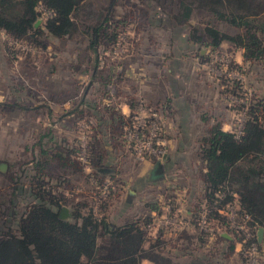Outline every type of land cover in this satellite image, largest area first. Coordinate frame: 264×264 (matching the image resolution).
<instances>
[{"label":"rangeland","instance_id":"obj_1","mask_svg":"<svg viewBox=\"0 0 264 264\" xmlns=\"http://www.w3.org/2000/svg\"><path fill=\"white\" fill-rule=\"evenodd\" d=\"M161 1L163 3L160 7L153 3L155 0H148L149 3L142 0H118L116 3L117 15L126 16L127 21L115 46L100 52L99 67L110 75V82L106 85L101 84L99 79H92L85 71L90 55L85 56L88 52L84 50L86 38L80 33L76 32L70 38H45L42 40L43 47H35L25 42L11 40L0 30V101H17L29 108L16 109L11 114H0V162H5L9 167L6 173L0 171V231H9L12 222L14 227L15 219L21 216L32 202L30 182L32 175L37 172L35 163L41 158V145L46 146L51 139L59 140L68 148L76 145L80 149L78 152L83 162L82 175L70 174L67 169L63 170L52 163L45 166L43 177L45 188H52L55 195L61 194L64 205L71 206L72 212L76 204L80 214L92 208L101 216L97 211L101 210L102 203L110 198L111 192L116 191L117 198H120L121 193L122 198L127 197L125 189L121 188L118 191L116 184L124 187L125 182L128 184L129 181H133L134 176L139 175L142 164L149 160L154 163L163 161L171 153L172 143L176 141L172 139L177 136L174 108H170L162 100L152 101L147 97L150 92L155 91L159 76L166 71L173 58L191 59L180 64L181 71L189 76L186 79L190 83L186 97L189 99L191 111L189 125L185 131L190 138L194 137L195 130L199 128L197 122L200 116L213 118L210 113L218 114L220 117L217 116V119L222 120L226 130L237 127L242 121V118L231 110V103L239 101L226 98L224 95L223 91L226 89L224 82L228 79L245 83L249 96L264 92V56L261 63L251 64L244 59L242 49L232 47L227 41H223L216 50L207 45H201V49H182L179 46L180 40L171 38L169 31L151 28L147 22V16L150 17L152 11L168 16L173 10L178 9L179 2L176 4L172 0ZM184 1L191 4L192 12L187 24L180 28V38L188 35L193 28L202 30L207 25L229 34L235 32L234 28L227 24L216 22L202 1ZM107 2L108 0H89L88 14L93 16L98 8L105 6ZM43 19L44 16L39 18L40 23ZM180 52L184 53L177 54ZM177 74L182 75L181 72ZM101 89L105 92L103 93ZM220 96L223 98H219ZM131 98L138 100L139 106L135 112L129 105ZM88 103H91V112L98 117L105 110L102 107L110 105L119 113L123 111L125 117L130 115L133 118L130 126L125 127L126 139L124 146L117 150L115 167L107 163L113 169V175L103 174L98 185L97 172L85 163L86 142L90 137L94 138L97 130L95 128L100 126L98 117L94 114L89 117V124L85 120L76 119V114L72 113L77 106L86 110L85 106ZM221 103L228 104L231 113H234L235 126L231 124L232 114L229 115L228 110L227 113L222 110ZM221 112H225L228 118L219 114ZM228 119L230 124H227ZM39 141L41 145L38 144ZM157 169L153 172L154 176L158 173ZM58 177L68 179V185H55ZM170 182L169 180L165 182L166 186L157 196V193L147 195V192L139 190L142 195L138 192L135 204L144 208L145 201H151V204H155L161 211V214L157 215L161 220L159 222L171 231L173 228H185L193 215L189 217L182 214L181 210H176L179 207L171 204L179 201L181 205L180 199L183 198L184 192L175 194L173 188L167 185ZM189 184L195 191V183L190 181ZM158 190L160 188L157 192ZM197 193H200V188L197 189ZM189 196L195 199V192ZM116 197L113 201L107 202H115ZM196 199L198 200V196ZM200 199V207L195 213L199 215L195 234L199 231L208 233L210 245L216 244L217 241L214 239L219 232L231 239L232 234L207 221L205 215L208 208L202 198H199L198 202ZM116 204L110 205H113L111 210H116ZM12 205L15 206L13 209L18 215L9 219L6 213ZM142 207L137 210L139 213L145 211ZM144 213L156 217L155 212L151 214L147 210ZM225 214L228 217L232 215L230 212ZM232 225H237L238 230L245 231L242 223ZM191 246L193 247V243ZM219 246L220 244H216L218 250ZM236 248L239 256L236 264H242L240 262L244 257L242 254L247 252L242 250L239 241H236ZM251 249L250 256L246 255L247 264H256L260 254L256 247ZM174 258L173 260H178V264H188L187 259L178 256ZM140 264L150 263L143 261Z\"/></svg>","mask_w":264,"mask_h":264},{"label":"trees","instance_id":"obj_2","mask_svg":"<svg viewBox=\"0 0 264 264\" xmlns=\"http://www.w3.org/2000/svg\"><path fill=\"white\" fill-rule=\"evenodd\" d=\"M142 1L149 3L148 0ZM172 1L176 4L179 2L178 9L162 19L167 18L180 25L187 24L192 12L191 4L184 0ZM200 1L210 10L216 22L227 24L235 32L229 34L207 25L202 30L191 29L189 41L197 48L207 45L214 50L223 41H227L232 47L243 50L246 61L254 65L261 63L264 56V0ZM116 3L118 0H108L105 6H100L91 16L88 14L89 0H0V30L11 40L35 47H43L42 40L45 38L63 39L72 37L76 32L80 33L86 38L84 50L88 52L85 56L90 55L85 71L92 79H99L101 84L106 85L110 82V75L99 67L100 52L115 46L127 21L126 16L117 15ZM153 3L160 7L163 2L155 0ZM157 14L158 12H152L149 16H155L158 21L161 18ZM41 16H44L43 22L35 26L34 23ZM7 48L11 49L9 46ZM244 85L245 83L232 78L224 82L226 89L223 92L226 98L239 101L231 103V110L237 116H244L237 127L225 131L216 117H203L209 125L198 140L197 171L203 182L201 198L208 208L205 215L207 221L232 234L231 240L222 236L221 232L216 234L214 240L220 246L218 250L216 244L212 245V250L217 249L214 257L227 258L233 252L236 241H239L242 250L247 252L240 253L244 255L240 262L247 264L246 255L250 256L252 247H256L258 254L264 257V92L249 96ZM130 100V108L135 112L139 106L138 100ZM85 107L87 111L77 106L72 113L76 114V119L90 124L89 117L94 114L90 110L91 103ZM16 109L29 108L17 101H0V114H11ZM102 109L105 110L99 117L94 114L98 117L100 126H93L97 129L96 134L94 138L88 139L85 148V163L97 172V185L101 183L102 175L107 174L110 169L106 165L108 151L104 142L112 140L118 148L124 146L125 127H129L133 119L130 115L125 117L110 105ZM38 144L41 145V142ZM79 150L76 145L68 148L59 140L53 139L46 146L41 145V158L35 163L37 172L32 175L30 182L32 202L15 219L14 227L12 222L9 231L0 233V264H140L143 258H148L153 264H177L157 252H145L147 228L152 224V216L141 214L116 225L104 214L111 205L107 201H113L116 191L111 192L110 198L97 211L101 216L92 208L80 214L75 204L72 220L59 218L64 198L61 194L52 193V188H45V166L53 163L63 170L67 169L70 174L82 175L83 162L79 158ZM104 168L108 170H103ZM55 182L57 186H66L69 180L58 177ZM145 206L156 215L161 214L155 204L146 203ZM12 209L7 212L8 218L16 217ZM228 212L232 214L230 217L225 214ZM198 217V214H193L190 219L191 233L182 234L184 254L191 249L192 243L195 244V239L204 244L210 239L208 233L199 231L195 234ZM239 223L245 226V231L232 225ZM259 227L263 228L261 242L257 240ZM223 243H226L225 247ZM260 255L256 264H264ZM188 264L206 263L195 258L194 254Z\"/></svg>","mask_w":264,"mask_h":264},{"label":"crops","instance_id":"obj_3","mask_svg":"<svg viewBox=\"0 0 264 264\" xmlns=\"http://www.w3.org/2000/svg\"><path fill=\"white\" fill-rule=\"evenodd\" d=\"M154 12V11H152ZM152 12H150L152 14ZM159 16L158 21H156L155 16L149 17L148 23L150 24L151 28L155 29H165L171 33V38L179 39L180 43L179 46L182 49L189 48H197V46L194 43H191L188 39V35L184 36L183 38L179 37V33L181 32L180 28L185 26L184 24H176L175 22L170 21L169 19H162L165 18L163 14L158 13ZM164 25H168L169 27H163ZM173 36V37H172ZM183 42V43H181ZM198 48H202L199 46ZM184 52H180L177 54H183ZM181 58V57H178ZM173 58V61L170 65H168L166 71L162 74V76H159V80L157 84H155V91L150 92V95H147L149 99H152V101L156 100H162V102L166 103L170 108H174V122L176 124V132L177 136L172 138L176 139L174 143H172V149L171 153L166 156V158L163 161H160L158 163H154L153 161H148L142 164L139 175L134 176L133 181L125 182V186L122 187L121 184H116V188L118 191H120L121 188L125 189L124 192H126L128 195L127 197L122 198V194H120V198L116 197L115 202H112L111 204H116V210H111L112 206L108 207V210L104 213L106 214L110 221L116 225H121L125 223L126 220L130 218H137L141 216L144 212H147L148 209H145V204H151V201H145L144 208L142 206H136V197L138 196V192H147V195L149 193H159L163 191L164 187L166 185V181H171L168 185L169 188H173L174 193H180L181 191L184 192V196L182 199H180L181 205H179V201L171 202V204H175V206L179 207L178 210H181L182 214L188 215L189 217L198 212V209L200 207V202H198L199 198L202 196L203 191V182L200 179L198 175V165L199 160L197 157V150H198V140L200 136L204 133L207 125L204 121V116H200L199 120L197 122L198 129L195 130L194 137L190 138L188 137L187 133L185 131L187 130V127L189 125V114L191 111V105L188 102L189 99L186 97L187 94V87L190 86V83L187 81L186 78L189 76L183 73L180 69V64H184L182 62L190 61V58H184V59H178ZM181 72L182 75H178L177 73ZM177 74V75H176ZM219 98H223L220 96ZM148 99V100H149ZM214 99V98H213ZM215 100L219 102V99L215 97ZM227 103V102H226ZM221 109L224 110L227 113V110L229 111V115L232 114L231 110L228 106V104L221 103ZM173 111V110H172ZM225 112H221L219 114L226 115ZM121 114L125 113L122 111ZM212 117H220L217 113V115L210 113ZM231 117V124L234 121V113L230 116ZM243 114H239V118L243 119ZM228 118V116H227ZM222 129L226 131L223 127V122L221 119ZM227 124H230L229 119L227 121ZM233 125V124H232ZM232 129V128H231ZM230 129V130H231ZM107 149V162L108 164L115 165V160L117 157V150L118 146L115 145L114 141H105L104 142ZM106 164V165H108ZM110 166V165H108ZM110 168V167H109ZM158 168V173L153 175V172L155 169ZM103 170H108V168H104ZM113 169H109V172H106V175H113ZM190 181L192 183H195V191L191 188L192 186L189 184ZM163 185V186H162ZM159 186V187H158ZM162 186V187H161ZM167 187V188H168ZM160 188V190L157 189ZM200 188V193H197V189ZM141 192H140V191ZM193 191V192H192ZM195 192V199L194 197L190 198V194ZM175 193V194H176ZM142 195V193H141ZM198 196V200L196 199ZM186 198V199H185ZM135 199V200H134ZM179 200V199H178ZM119 202V203H118ZM195 202V203H194ZM186 203H189L188 205ZM68 206V205H65ZM172 207H175L171 205ZM183 206V207H181ZM188 206V207H187ZM15 206H13L14 208ZM71 208V206H68ZM145 210L143 213H139L137 210L141 209ZM169 207V205H168ZM175 209V208H174ZM17 210V209H16ZM141 210V212H142ZM14 211V209H13ZM150 211L151 214H154L153 211ZM16 212V211H14ZM165 212V211H163ZM145 214V213H144ZM188 217V219H189ZM191 219V218H190ZM190 219L187 221L185 228L182 229H174L168 230L161 224L159 221H161L159 218L153 217V221L151 225H148L147 228V240L144 244V249L146 251H154L161 255H164L168 258H170L174 263L178 264V260L175 259L174 256H178L181 259H187L189 263L190 258L195 254V258L201 259L202 263H210V264H236L238 261V253L236 244L233 248V252L227 257L223 259H217L214 257V254L216 253L215 250H212V245H210V240L206 241L204 243H199L195 239V244L193 243V247L191 246L190 251L186 250L187 252L182 251L183 249V239L182 234L183 231L190 232L191 233V224ZM165 228V229H164ZM226 239H230L229 236H224ZM263 238V236H262ZM171 241V242H170ZM262 241V240H261ZM192 245V244H191ZM226 246V243H223V247ZM183 253V254H182ZM143 261H147L150 264H153L151 260L148 258H143L140 263Z\"/></svg>","mask_w":264,"mask_h":264},{"label":"water","instance_id":"obj_4","mask_svg":"<svg viewBox=\"0 0 264 264\" xmlns=\"http://www.w3.org/2000/svg\"><path fill=\"white\" fill-rule=\"evenodd\" d=\"M40 23V20L38 19L34 25L37 26ZM5 167V163H0V170H3ZM59 218L60 219H66V220H72L73 219V214H72V209L68 206H62L59 211ZM263 236V228L259 227L257 230V240L258 242H261Z\"/></svg>","mask_w":264,"mask_h":264},{"label":"flooded vegetation","instance_id":"obj_5","mask_svg":"<svg viewBox=\"0 0 264 264\" xmlns=\"http://www.w3.org/2000/svg\"><path fill=\"white\" fill-rule=\"evenodd\" d=\"M0 163H5V162H0ZM8 169H9V167H8V165L5 163V167L3 168V170H0L2 173H6L7 171H8ZM13 206L14 205H12V207L11 208H13ZM63 206H65V205H63ZM60 211V210H59ZM12 213H13V215L16 213V215H18V212H14L13 210H12ZM72 214H73V212H72ZM6 215L8 216V214L6 213ZM18 218V217H17ZM63 220H66V219H63ZM0 233H3V231H0Z\"/></svg>","mask_w":264,"mask_h":264},{"label":"built area","instance_id":"obj_6","mask_svg":"<svg viewBox=\"0 0 264 264\" xmlns=\"http://www.w3.org/2000/svg\"><path fill=\"white\" fill-rule=\"evenodd\" d=\"M138 132H139V131H138ZM138 132H137V133H138ZM156 159H159V158H158V157H156ZM203 221H204V220H203ZM251 250H253V249H251Z\"/></svg>","mask_w":264,"mask_h":264}]
</instances>
